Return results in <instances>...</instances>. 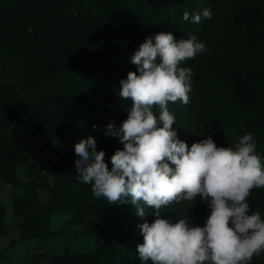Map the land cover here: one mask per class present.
<instances>
[{
	"label": "rangeland",
	"instance_id": "1",
	"mask_svg": "<svg viewBox=\"0 0 264 264\" xmlns=\"http://www.w3.org/2000/svg\"><path fill=\"white\" fill-rule=\"evenodd\" d=\"M91 1L79 0L71 7L63 0L60 13H50L49 19L42 14L38 33L52 35L44 42L34 41L33 26L0 28V85L7 94L43 112L69 115V125L51 134L35 119L6 117L0 111V170L18 179L13 183L0 177V264H102L98 215L77 198L85 183L76 179L74 144L91 136L80 130L83 119L76 103L92 87L82 86L80 78L87 76L96 84L102 71L115 73L123 57L120 47H139L146 37L170 32L173 14L164 12L156 0H110L126 5L146 26V35L134 38L98 22L99 11ZM178 8L190 17L210 8L212 17H202L195 31L206 50L180 64L193 72L191 98L172 127L189 147L208 134L218 147L234 146L246 121L264 115V0H178ZM37 53L43 66L63 63L67 72H51L31 90L17 88L32 80L25 62ZM95 198L107 202L105 197ZM247 200L249 211L264 218V187L251 189ZM193 203L173 201L160 212L163 218L187 215L194 226H203L210 209L199 197ZM117 207L127 224L134 223L130 237L143 243L139 225L152 222V209L141 217L136 205ZM248 264H264V251Z\"/></svg>",
	"mask_w": 264,
	"mask_h": 264
},
{
	"label": "clouds",
	"instance_id": "2",
	"mask_svg": "<svg viewBox=\"0 0 264 264\" xmlns=\"http://www.w3.org/2000/svg\"><path fill=\"white\" fill-rule=\"evenodd\" d=\"M202 17L211 19L210 8L182 15L193 23ZM205 50L195 35L146 37L130 57L136 71L118 82L119 98L132 101L127 118L119 127L109 122L105 129L123 146L111 155V168L92 136L74 144L76 179L91 184L94 197L136 205L141 217L152 209V222L139 225L141 264H248L264 251V218L249 211L247 200L251 189L264 187V158L256 152L254 134L245 133L227 147H218L208 134L189 147L172 127L175 116L168 102L187 104L191 91L192 69L180 64ZM197 197L210 209L203 226H194L187 215L162 217V206L195 203Z\"/></svg>",
	"mask_w": 264,
	"mask_h": 264
},
{
	"label": "trees",
	"instance_id": "3",
	"mask_svg": "<svg viewBox=\"0 0 264 264\" xmlns=\"http://www.w3.org/2000/svg\"><path fill=\"white\" fill-rule=\"evenodd\" d=\"M58 1V2H56ZM63 0H0V28L11 29L13 31L23 28L28 30L29 26H33L36 33L33 37L34 41L44 42L49 40L48 35H39L42 26V14L49 19L50 13H60V6ZM66 4L72 7L79 0H64ZM39 4V7H38ZM97 7L98 22L108 25L109 29L129 35L134 38H143L146 35V26L141 22L139 16L129 9L123 3L114 4L108 0H92L91 5ZM156 4L169 14H173V21L170 26V32L179 40L188 38L196 34V30L203 23L202 19L194 25L182 18L184 9L178 8V0H156ZM41 8L45 12H41ZM49 16V17H48ZM194 26V27H193ZM50 35V34H49ZM29 37V36H27ZM198 39V38H197ZM3 48L0 47V51ZM138 49L135 45H123L120 47L122 58L115 73L108 75L105 71L99 77L96 84L89 77H81L82 86L92 87L85 91L83 98L76 103L78 110L82 114V125L80 130L85 134L91 135L96 141L97 150H104V160L111 168L110 157L118 148H122L118 138L105 135V129L109 122L119 127L121 122L127 118V110L131 107L130 98L121 100L118 96V82L122 78H126L129 71H136V66L131 63L130 57L134 51ZM187 58L185 60H193L199 56ZM103 55V54H100ZM26 63L27 70L32 74V80L23 81L16 85L19 89L31 90L32 88L42 85L45 76L49 73L67 72L66 64L51 63L43 66L39 53L29 56ZM87 66L88 61L84 62ZM83 63V64H84ZM88 78V80H87ZM87 80V81H86ZM189 95V101L191 93ZM180 100L168 102V108L174 114L175 120L183 108L187 107ZM0 111L5 113L6 117H14L22 115L35 119L38 123L47 128L51 134H58L64 130L68 124L69 115L67 113H46L20 100L14 99L8 95L3 85H0ZM154 114L159 115L158 106H153ZM93 125L97 127L94 128ZM252 132L256 141V151L264 155V115L253 117L247 120L245 127L240 130L242 136L245 133ZM26 160V159H25ZM8 166V165H6ZM39 166V165H38ZM5 168V167H4ZM0 177L10 181L17 182L18 179L12 172L0 170ZM81 182V181H79ZM85 186V187H84ZM80 205L83 208L91 210L98 215L97 243L100 249L102 264H141L139 257H135L137 244L130 233L134 232V223L127 224L121 217L118 207L119 202L102 203L96 200L91 192V184H83V194L77 196ZM112 205V206H110ZM139 255V254H137Z\"/></svg>",
	"mask_w": 264,
	"mask_h": 264
}]
</instances>
